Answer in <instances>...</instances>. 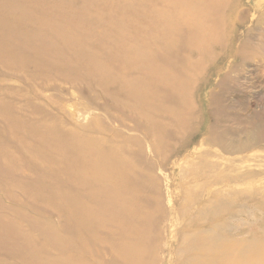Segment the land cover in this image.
<instances>
[{"label": "rangeland", "instance_id": "1", "mask_svg": "<svg viewBox=\"0 0 264 264\" xmlns=\"http://www.w3.org/2000/svg\"><path fill=\"white\" fill-rule=\"evenodd\" d=\"M181 1L0 0V264H38L49 260V252L56 254L52 250L54 229L59 236L68 235V229L57 226V214L69 210L64 200L68 191L71 189L75 196L88 193L101 175L121 166L113 158L118 156L116 149H120L121 161L129 160L133 145L122 137V131L124 137L134 136L135 132L122 126L130 128L138 121L144 125L150 121L148 114H152V121L164 123L174 136L169 137L171 144L166 152L162 146L145 149L154 161H165L156 172L163 184L147 196L163 199L157 219L160 227L179 226L166 205L170 198L173 213L182 202L180 180L187 174L178 160L187 151L198 150L193 149L208 134L207 126L213 124L207 109L208 88L201 89L194 98L198 108L194 116L196 132L188 137L187 144H182L174 139L179 133L181 136L175 117L157 111L165 107L162 93L167 84L163 74L178 78V70L171 72L170 65L166 68L164 62L154 61L155 76L148 77L147 66L150 59L166 55L174 44L167 37L169 25L163 24L162 17L166 12L174 19ZM255 2L211 0L221 9L216 20H211V27L227 23L222 35L224 39L230 37L231 51L246 34H255L263 47L243 63L226 55L225 47L211 48L212 55L224 56L211 62L210 67L204 61L205 75L198 81L201 78L203 86L211 71V94L225 74L237 75L230 82L234 90L230 95L227 87L228 94L221 104L225 114L240 111L242 116H224L226 119L264 118V3L258 8ZM216 11L219 13V9ZM151 77L163 86L153 96L158 105L149 111L144 107V91ZM134 91L143 98L134 100L136 93L130 96ZM235 99L240 107H235ZM87 114L90 117L84 118ZM146 137L151 139L142 131L140 142ZM257 150L256 156H264L263 146ZM203 151L211 157L218 154L216 147L205 146ZM75 172L77 177L70 176ZM71 183L88 188L75 192ZM82 193L79 199L86 200ZM104 194L110 196L113 192ZM57 200L65 203L63 210L56 205ZM249 207L252 204L240 201L231 210L242 221V230L256 232L264 216L257 214L258 220L253 221ZM195 211L192 209L193 215ZM232 224L234 229L241 226L235 221ZM35 253L42 255L36 258ZM82 256L86 254L80 250V260L91 259Z\"/></svg>", "mask_w": 264, "mask_h": 264}, {"label": "bare ground", "instance_id": "2", "mask_svg": "<svg viewBox=\"0 0 264 264\" xmlns=\"http://www.w3.org/2000/svg\"><path fill=\"white\" fill-rule=\"evenodd\" d=\"M255 3L259 8L264 0H256ZM178 8L174 19L166 12L162 17L163 24L169 25L167 37L174 44L170 45L166 55L150 59L147 66L148 77L155 76L154 61L164 62L166 68L170 65L171 72L178 70V78L163 74L167 84L162 93L165 107L160 106L157 111L168 112L175 117L181 136L178 132V137L174 139L187 144L188 137L196 132L194 116L198 115V108L194 98L201 89L208 88L207 109L213 121L212 126L211 123L207 126L208 134L199 146L193 147V150H198L191 149L178 160L183 173L187 174L180 180L182 202L179 201V207L171 213L169 198L166 210L179 218H175L179 226H168V231V227H160L157 219H160L163 199L152 200L147 196L151 191L157 192L160 183L163 184L161 175L156 172L163 168L165 161H154L146 150L162 146L166 152L171 144L169 137L174 136L164 123L152 121V114H148L150 121H145L144 125H140L143 121H138V124L133 122L130 128L122 126L135 132L134 136L124 137L122 131V137L133 145L129 160L121 161L120 149H116L114 153L119 157L113 158L121 166L101 175L100 181H94L92 187L71 183L75 192L88 188V193L81 192L86 200L79 199L81 193L75 196L71 189L68 191L64 200L69 210L57 214V226L68 229V235L59 236L54 229L52 250L56 254L49 252V260H40L38 264H264V223L256 232L242 230V221L231 210L243 201L245 205L252 204L249 213L253 214V221L258 220L257 214L264 216V156H256L257 149L264 148V118L259 120L255 117L253 121L247 116L243 121L240 117H224L242 116L240 111L225 114L221 104V99L228 94L227 87L230 95L234 90L230 82L237 75L233 77L231 72L225 74L217 81L212 94L210 70L203 86L201 78L198 81L200 76L205 75V63L210 67L211 62H218L224 56L212 55L211 48L225 47L226 55L243 63L263 47L255 34H246L241 44L237 48L233 46L231 51L228 48L230 37L224 39L222 35L227 23L222 21L221 26L216 24L211 27V20L221 13L220 7L213 5L211 0H182ZM166 19L174 21L170 23ZM166 68L164 71H167ZM194 71L196 75L192 76ZM152 77L145 87L144 107L154 110L158 104L153 96L163 85ZM135 93L134 100L143 98L137 91L130 96ZM234 103L235 107H240L236 99ZM87 117L90 114L84 118ZM223 123L229 127L223 126ZM153 130L155 133L152 135ZM160 130L163 131L162 137ZM142 131L151 139L146 137L141 143ZM205 146L216 147L218 154L211 157L203 151ZM70 176L77 177L78 173H70ZM101 190L102 195L99 194ZM104 191L113 192V195H106ZM64 204L62 200L56 201L62 210ZM153 207L156 211L152 210ZM192 209L196 210L194 215ZM203 216L208 219H203ZM234 221L241 226L236 229L231 227ZM66 247L67 252L64 250ZM80 250L91 259L80 260ZM18 253L23 256V253ZM41 255L35 253L36 258ZM24 257L28 258L26 252Z\"/></svg>", "mask_w": 264, "mask_h": 264}]
</instances>
